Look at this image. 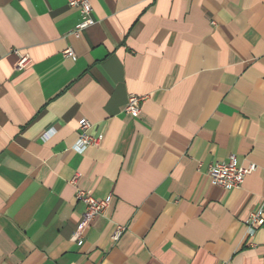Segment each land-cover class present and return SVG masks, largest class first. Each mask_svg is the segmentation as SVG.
<instances>
[{
    "label": "crops",
    "instance_id": "1",
    "mask_svg": "<svg viewBox=\"0 0 264 264\" xmlns=\"http://www.w3.org/2000/svg\"><path fill=\"white\" fill-rule=\"evenodd\" d=\"M90 2L76 35L67 0H0V264H264L247 225L264 212V0ZM232 156L257 170L213 185ZM78 189L112 197L83 245Z\"/></svg>",
    "mask_w": 264,
    "mask_h": 264
},
{
    "label": "built area",
    "instance_id": "2",
    "mask_svg": "<svg viewBox=\"0 0 264 264\" xmlns=\"http://www.w3.org/2000/svg\"><path fill=\"white\" fill-rule=\"evenodd\" d=\"M67 3L72 8H79L82 21L77 25L74 33L78 35L81 31L90 27L93 23L92 17V5L90 0H67ZM65 55H73L71 49H67L64 52ZM29 64V59L24 57L19 62V68H25ZM145 101L144 97H139L136 95H130L128 103L126 106V112L137 117L141 111V105ZM80 137L75 145V150L83 153L88 147L96 145L98 139L88 135V130L90 129V123L82 119L80 122ZM257 166L252 164L249 167H239L237 164V159L235 156L230 157L228 161L218 162L212 165L209 169V177L213 185L223 187L225 189L239 188L243 185L245 178L255 172ZM76 199L78 202L82 203L85 207L84 213L82 214L81 222L75 233L78 245H83L84 234L90 225L100 216H102L106 210L110 207L112 202V197L106 199H97L93 197L90 193L78 189ZM263 199H264V189H263ZM248 229L251 235H253L260 227L264 225V212L258 211L251 213L247 221ZM126 228L123 226H117L114 233L113 239L119 240ZM221 264H227L225 262Z\"/></svg>",
    "mask_w": 264,
    "mask_h": 264
}]
</instances>
